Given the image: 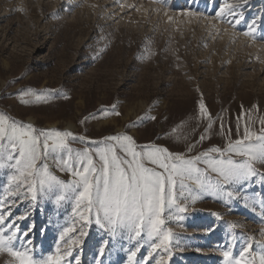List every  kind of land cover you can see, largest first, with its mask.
Returning <instances> with one entry per match:
<instances>
[{"label":"rangeland","instance_id":"obj_1","mask_svg":"<svg viewBox=\"0 0 264 264\" xmlns=\"http://www.w3.org/2000/svg\"><path fill=\"white\" fill-rule=\"evenodd\" d=\"M219 2L216 0L217 6ZM130 4L141 10L127 7ZM196 6L214 11L211 0H196ZM186 7V0H171L167 9L152 0H0V112L36 127L85 135L89 140L119 131H128L138 143L159 136V142L172 150L183 147L177 148L165 135L172 127H177L176 135L191 133L190 141L203 132L205 125L196 127L198 122L193 119L201 96L213 116L222 113L233 130L241 106L248 110L257 105V114L264 115V40L251 41L242 35L247 21L264 14V0H249L245 22L236 30L213 21L219 33H210L206 20L189 23L190 18L180 13ZM165 10L174 21H168ZM29 88L38 94L59 90L68 99L25 104L20 92ZM112 104L120 115L103 116L100 110ZM145 116L156 119H147L138 128L125 127ZM85 117L89 119L81 124ZM218 130L219 120L210 139L197 151L222 146L223 138L215 134ZM72 146L85 145L74 142ZM57 174L68 178L65 173ZM4 179L0 174V184ZM253 187L264 192V186L248 185ZM26 210L31 216L21 226L34 224L32 236L38 248L54 249L56 223L64 222L70 207L57 210L53 203L41 201L33 209L25 204L13 211L20 215ZM229 222L237 227L231 228ZM182 225L168 224L181 237L169 264H222L221 251L230 238L238 253L246 237L259 239V229L264 227L258 209L254 213L242 200L225 204L207 194L190 206ZM44 228L47 231H41ZM209 228L214 230L209 232ZM90 232L79 253L82 264H94V244L101 237L95 225ZM112 249L106 264H126V252L120 245L114 244ZM146 251L147 246L138 258ZM6 259L0 256V264Z\"/></svg>","mask_w":264,"mask_h":264},{"label":"snow or ice","instance_id":"obj_2","mask_svg":"<svg viewBox=\"0 0 264 264\" xmlns=\"http://www.w3.org/2000/svg\"><path fill=\"white\" fill-rule=\"evenodd\" d=\"M152 2L164 5L165 9L171 7V0ZM186 3L187 7L180 13L190 18L189 23L192 19L206 20L210 33L212 30L219 33L213 21L236 30L245 22L244 9L249 0H220L218 6L216 0H211L212 12L201 11L196 0H186ZM120 7L123 9L125 5L121 3ZM127 7L141 10L132 4ZM164 15L168 21H174L166 10ZM261 21L264 14L251 18L242 35L251 41L264 40ZM223 31L227 32L228 28ZM235 38L234 32L232 39ZM25 96L33 99H24ZM60 97L68 99L59 90H43L38 94L29 88L20 92L25 104L48 103ZM116 109L117 105L112 104L100 111L105 117L119 116ZM241 109L233 130L225 123L222 113L213 116L201 96L198 112L193 117L198 122L196 127L205 125L199 139L190 141L191 133L176 135L177 127L165 134L177 148L182 145V150L161 144L159 136L138 143L128 131L89 140L85 135L36 127L0 112V174L5 178L0 184V256L7 257L3 264H82L79 253L93 225L101 233L100 240L94 244V264H106L114 244L126 252V264H152L153 261L169 264L181 237L168 224L175 222L182 227L190 206L206 194L225 204L244 201V206L254 213L259 210L264 224V192L248 188L250 184L264 186V171L257 167H264V115L257 114V105L248 110L241 106ZM88 119L85 117L80 123L85 124ZM147 119L156 117H141L125 127L138 128ZM217 120L219 130L215 134L224 143L197 151L210 139ZM74 142L85 146L74 148ZM57 172L67 174L68 178L62 179ZM41 201L53 203L57 210L61 206L71 209L62 224L57 221L54 249L47 251L34 242V224L21 226L31 212L26 210L14 215L13 211L25 204L33 209ZM229 226L237 227L232 222ZM259 236V239L246 237L238 253L234 252V238H230L221 251L222 264H264V227L259 229ZM125 244L129 245L127 249ZM145 246L146 255L138 258Z\"/></svg>","mask_w":264,"mask_h":264}]
</instances>
